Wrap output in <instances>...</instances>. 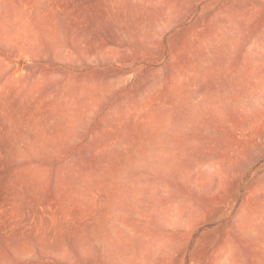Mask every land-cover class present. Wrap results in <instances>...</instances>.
<instances>
[{"label":"rangeland","instance_id":"1","mask_svg":"<svg viewBox=\"0 0 264 264\" xmlns=\"http://www.w3.org/2000/svg\"><path fill=\"white\" fill-rule=\"evenodd\" d=\"M0 264H264V0H0Z\"/></svg>","mask_w":264,"mask_h":264}]
</instances>
